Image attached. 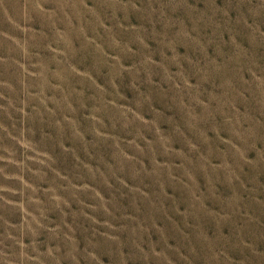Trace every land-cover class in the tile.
Here are the masks:
<instances>
[{
	"label": "rangeland",
	"instance_id": "rangeland-1",
	"mask_svg": "<svg viewBox=\"0 0 264 264\" xmlns=\"http://www.w3.org/2000/svg\"><path fill=\"white\" fill-rule=\"evenodd\" d=\"M0 264H264V0H0Z\"/></svg>",
	"mask_w": 264,
	"mask_h": 264
}]
</instances>
